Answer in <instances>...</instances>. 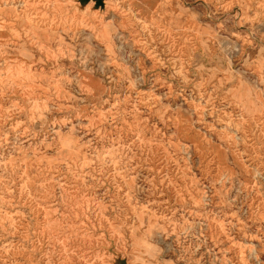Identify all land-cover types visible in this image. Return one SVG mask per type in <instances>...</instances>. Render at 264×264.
<instances>
[{"label": "rangeland", "instance_id": "rangeland-1", "mask_svg": "<svg viewBox=\"0 0 264 264\" xmlns=\"http://www.w3.org/2000/svg\"><path fill=\"white\" fill-rule=\"evenodd\" d=\"M0 264H264V0H0Z\"/></svg>", "mask_w": 264, "mask_h": 264}, {"label": "water", "instance_id": "water-1", "mask_svg": "<svg viewBox=\"0 0 264 264\" xmlns=\"http://www.w3.org/2000/svg\"><path fill=\"white\" fill-rule=\"evenodd\" d=\"M103 4V0H97V4Z\"/></svg>", "mask_w": 264, "mask_h": 264}]
</instances>
